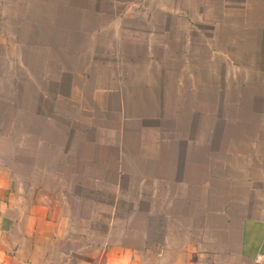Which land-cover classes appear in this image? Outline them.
I'll list each match as a JSON object with an SVG mask.
<instances>
[{"label":"crops","instance_id":"obj_1","mask_svg":"<svg viewBox=\"0 0 264 264\" xmlns=\"http://www.w3.org/2000/svg\"><path fill=\"white\" fill-rule=\"evenodd\" d=\"M52 4L53 92L0 159V264H264V0Z\"/></svg>","mask_w":264,"mask_h":264},{"label":"rangeland","instance_id":"obj_2","mask_svg":"<svg viewBox=\"0 0 264 264\" xmlns=\"http://www.w3.org/2000/svg\"><path fill=\"white\" fill-rule=\"evenodd\" d=\"M27 2L0 0V159L11 153L17 163L20 105H30L31 98L35 99L32 94L53 92L51 77L56 68L53 39L40 27L43 24L50 36L49 29L58 25L54 14L58 7L53 0ZM111 8L115 14L132 12V7L125 5ZM205 8L210 11V7ZM114 25L118 23L108 24L110 28ZM227 72L226 58L220 57V78H226Z\"/></svg>","mask_w":264,"mask_h":264}]
</instances>
